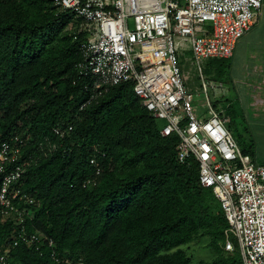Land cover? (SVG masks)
Masks as SVG:
<instances>
[{
    "label": "trees",
    "instance_id": "1",
    "mask_svg": "<svg viewBox=\"0 0 264 264\" xmlns=\"http://www.w3.org/2000/svg\"><path fill=\"white\" fill-rule=\"evenodd\" d=\"M81 27L55 0H0V141L19 133L22 159L32 161L15 184L22 219L0 209L6 264H190L183 246L202 237L213 257L200 264H243L240 251L225 249L220 201L200 184L194 160L179 161V136L161 134L132 80L80 110L95 88L78 69ZM88 179L96 183L83 186ZM22 231L52 239L60 261L47 245L42 254L14 245Z\"/></svg>",
    "mask_w": 264,
    "mask_h": 264
},
{
    "label": "built area",
    "instance_id": "2",
    "mask_svg": "<svg viewBox=\"0 0 264 264\" xmlns=\"http://www.w3.org/2000/svg\"><path fill=\"white\" fill-rule=\"evenodd\" d=\"M55 5L71 11L87 35L81 43L78 69L93 79L95 88L80 110L110 86L132 80L141 104L165 121L161 134L179 136V161L194 160L200 184L220 201L229 223L225 249H234L228 238L231 232L238 240L243 264H264V164L241 152L225 125L228 119L212 109L197 113L195 95L186 86L178 56L185 46L197 62L231 58L263 0H55ZM207 23L212 25L210 31ZM54 132L61 137L66 134L61 127ZM26 146L27 140L17 132L0 141V209L20 219L24 211L14 201L25 195L15 184L32 162L22 159ZM90 150L89 164L97 176L100 151L95 146ZM95 183L88 179L83 186ZM20 242L33 245L41 254L47 245L51 258L60 261L56 243L42 234L22 231L14 245ZM6 258L2 253L0 264H6Z\"/></svg>",
    "mask_w": 264,
    "mask_h": 264
},
{
    "label": "crops",
    "instance_id": "3",
    "mask_svg": "<svg viewBox=\"0 0 264 264\" xmlns=\"http://www.w3.org/2000/svg\"><path fill=\"white\" fill-rule=\"evenodd\" d=\"M211 59L215 60L214 63L223 65L221 71L223 80L209 79V83L215 96L225 99L226 108L217 110L208 101L210 110L228 119L225 125L234 139L231 127L227 124L233 118L239 119L241 131L249 133L252 139L253 154L246 152V155L257 162L254 155L264 154V0L251 28L237 42L233 56L211 57ZM215 70L216 67L213 71L210 70V74H219L214 73ZM235 141L241 152L245 154L239 142L236 139Z\"/></svg>",
    "mask_w": 264,
    "mask_h": 264
},
{
    "label": "rangeland",
    "instance_id": "4",
    "mask_svg": "<svg viewBox=\"0 0 264 264\" xmlns=\"http://www.w3.org/2000/svg\"><path fill=\"white\" fill-rule=\"evenodd\" d=\"M205 28L210 31L212 29L211 23H207ZM178 56L179 63L187 76L186 85L195 95L194 105L198 114L200 115L204 112L207 113L210 110L208 101L211 103V106H215L217 110H222V107L226 108L225 99L223 97L215 96L209 83V79H213L214 81L223 80V76H221L223 65L217 67V70L214 72L219 74H210V70L213 71V68L216 67L214 66V59H202L200 62H197V60L193 58L190 49L187 47L185 49V46L179 49ZM204 84H206V86ZM158 122L159 125L162 126L165 121L159 119ZM227 125H230L232 133L235 139L239 142L241 149L253 154L252 151L254 150L251 149L252 139L250 138L249 133L241 131L239 119L233 118ZM237 127H239V129H237ZM254 158L257 159L258 163H264V154H256L254 155ZM228 238L232 242L235 252H239L240 246L236 236L229 232ZM183 247L192 258L190 264H200V261L211 260L213 257L206 238H199L195 242L190 243L189 245H184Z\"/></svg>",
    "mask_w": 264,
    "mask_h": 264
}]
</instances>
